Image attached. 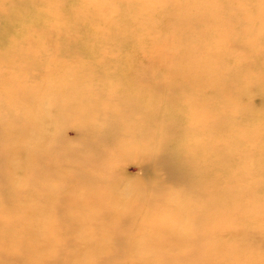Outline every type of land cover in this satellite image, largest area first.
<instances>
[{"label":"rangeland","instance_id":"1","mask_svg":"<svg viewBox=\"0 0 264 264\" xmlns=\"http://www.w3.org/2000/svg\"><path fill=\"white\" fill-rule=\"evenodd\" d=\"M0 264H264V0H0Z\"/></svg>","mask_w":264,"mask_h":264},{"label":"bare ground","instance_id":"2","mask_svg":"<svg viewBox=\"0 0 264 264\" xmlns=\"http://www.w3.org/2000/svg\"><path fill=\"white\" fill-rule=\"evenodd\" d=\"M43 246V245H42Z\"/></svg>","mask_w":264,"mask_h":264}]
</instances>
